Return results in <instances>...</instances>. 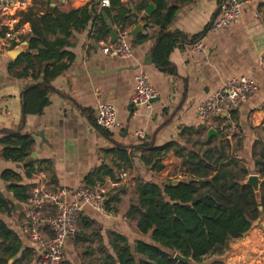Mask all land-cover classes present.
<instances>
[{
  "label": "crops",
  "instance_id": "0c3cea01",
  "mask_svg": "<svg viewBox=\"0 0 264 264\" xmlns=\"http://www.w3.org/2000/svg\"><path fill=\"white\" fill-rule=\"evenodd\" d=\"M113 1L119 5L112 6ZM113 1L109 8L103 9L82 0H36L23 15V21L30 28L27 19L37 20L45 14L55 17L83 11L88 21L78 27L70 23L68 45L63 49L66 55L55 66L42 63L36 53L29 50L32 31L20 44L1 55L0 131L28 134L34 146L27 161L13 163L2 159L0 145V221L19 238V254L27 252L29 264H42L41 253L26 231L30 209L35 210L41 221L54 214L53 208L44 202L31 205L29 200L34 188L43 186L48 191L65 188L67 199L71 201L72 192L85 186V178L93 170L102 165L115 170L113 158L106 154L114 147L112 142L124 147L136 145L139 140L135 134L140 130L146 133V138L152 137L167 118L163 114L165 109L168 114L176 108L178 111L171 123L155 136V146L175 142L190 147L197 137L187 133L181 136L182 131L205 126L197 120L195 107L230 79L249 77L255 91L235 112L234 122L241 128V135L228 142L226 153L249 170L250 175H256L252 170V152H259L261 144L264 145V0L244 4L239 21L222 32H213L211 27L218 19L220 5L226 0ZM149 6L152 12L144 20L147 26L136 38L132 37L130 32L144 18ZM122 9L137 20L136 24L125 28L129 30L127 42L132 48V57L108 59L101 55L98 43L112 42L108 26L118 34L121 27L111 17ZM80 18L78 16V20ZM101 23L106 25L108 36L96 42L93 32ZM36 28L43 29V25L38 24ZM2 31L0 17V34ZM160 34L174 35L178 39L167 57L174 74L163 71L154 61L153 49ZM59 36L57 31L54 37L47 35V38L54 41ZM195 44H201L205 51L193 52L191 47ZM57 69L60 73L53 75ZM139 72L147 74L157 93L150 108L129 105L134 77ZM37 86L47 90L42 99L37 92L29 90ZM99 103L111 104L117 110L119 126L108 132V137L94 123ZM205 127L207 131L211 129ZM207 131L205 139H208ZM180 163L171 152L162 162L163 169L154 173L143 166L136 154L132 172L115 171V181L106 178L104 182L109 190L106 214L89 208L83 210L80 219L92 225L83 230L84 242L66 241L63 264H96L100 247L111 252V233L123 236L129 243L149 242L137 231L136 223L126 218L127 209L136 199L134 180H157L162 184L184 180ZM5 172L16 176L3 179ZM120 173H126L127 179L123 181ZM38 228L44 238L51 237L45 222ZM219 258L224 264H264V216L245 236L232 240L223 256H211L209 260Z\"/></svg>",
  "mask_w": 264,
  "mask_h": 264
},
{
  "label": "trees",
  "instance_id": "16d2710c",
  "mask_svg": "<svg viewBox=\"0 0 264 264\" xmlns=\"http://www.w3.org/2000/svg\"><path fill=\"white\" fill-rule=\"evenodd\" d=\"M114 5L119 3L113 1L112 6ZM128 13L129 11L122 9L111 19L121 29H125L137 23L135 16V20H132ZM107 15L110 17L109 10ZM78 16H81L79 20ZM170 16L171 14L168 18ZM27 21L32 28L28 41L29 50L34 51L36 58L42 63L55 66L66 55L63 49L68 45L70 23H73L74 27L85 25L88 15L83 11H73L55 17L45 14L40 19ZM38 24H42L43 29L38 30L36 28ZM57 31L60 36L54 41L47 38V35L54 37ZM93 33L96 42L106 40L108 36L104 23H101ZM177 40L174 35L160 34L153 49L155 63L169 74H174V69L168 63L167 57ZM59 73L60 70L57 69L53 75ZM29 90L37 92L39 99L44 98L47 93L41 86ZM177 111L178 108L168 114V110H163L167 117L165 122L152 137L139 141L136 145L124 147L112 142L114 147L106 154L113 158L115 170L102 165L86 176L85 186L103 183L106 178L115 181V171L132 172L136 154H139V160L145 168L158 173L163 169V160L172 152L181 160L180 173L184 177V180L175 185L172 181L162 184L157 180L135 179L136 199L127 209L126 218L136 223L137 231L149 242L139 240L129 243L123 236L111 233L109 234L111 252L100 247L98 250L100 256L96 264H224L220 258L207 259L211 256H223L232 240L245 236L264 216V145L261 144L259 152L253 150L251 156L252 170L262 180L259 188L260 197L257 200L252 187L244 183L250 175L249 170L228 157L226 153L228 142L222 137L218 140L214 137L205 139L207 131L205 126L182 131L181 136L187 133L197 137L190 147L180 146L175 142L162 147L155 146V136L171 123ZM235 116L234 113L233 120ZM101 131L108 137L109 131ZM0 135L3 160L13 163L28 160L34 146V141L28 134L1 130ZM213 142L216 144L213 145ZM255 145L256 143L253 149ZM15 176L11 172L2 174L3 179ZM259 207L262 211H259ZM78 220V234L75 240L82 243L85 237L83 230L92 224H88L80 217ZM20 248L19 238L0 221V264H8L17 256L18 260L13 264H29L27 252L19 254ZM176 254L190 258L192 263L178 262L174 259Z\"/></svg>",
  "mask_w": 264,
  "mask_h": 264
},
{
  "label": "built area",
  "instance_id": "2783aa9c",
  "mask_svg": "<svg viewBox=\"0 0 264 264\" xmlns=\"http://www.w3.org/2000/svg\"><path fill=\"white\" fill-rule=\"evenodd\" d=\"M36 0H0V17L3 19V31L0 34V65L1 55L20 44L24 37L31 34L30 26L23 21V15ZM85 4L96 3L100 8L110 7L112 0H82ZM253 0H226L220 5L217 21L211 31L222 32L236 24L241 16V7ZM134 19V16L132 17ZM137 21V20H136ZM264 30V22H262ZM129 30L120 29L115 42L100 41L101 55L108 59H129L132 57V48L127 42ZM193 52H204L201 44L191 47ZM255 91V84L249 77L230 79L208 95L195 107V115L199 122L214 129L225 141L231 142L241 135V128L233 120V114L244 104ZM157 93L152 88L146 73L139 72L134 77V90L129 99L130 106L145 105L150 108L156 100ZM264 111V105L262 107ZM95 126L103 131H113L119 126L118 114L115 106L99 103L96 108ZM139 141L146 139L142 130L136 132ZM120 178L127 179L126 173H120ZM109 190L107 184L96 183L84 186L72 192L73 199L68 201V192L65 188L48 191L43 186L33 189L29 202L31 205L44 202L54 210L52 217L45 221L38 218L34 209H30L27 217V233L36 243L42 257V264H63L64 246L66 241H74L78 234V219L85 208L98 214H106V203ZM45 222L50 230L51 237L44 238L39 232L38 225Z\"/></svg>",
  "mask_w": 264,
  "mask_h": 264
},
{
  "label": "water",
  "instance_id": "95a60500",
  "mask_svg": "<svg viewBox=\"0 0 264 264\" xmlns=\"http://www.w3.org/2000/svg\"><path fill=\"white\" fill-rule=\"evenodd\" d=\"M152 12V6H149L147 8V10L145 11L144 13V18H142V20H140V22H138L134 28L132 29V31L130 32V35L134 38H136L144 29L145 27L147 26V22L144 21L145 18L147 16H150ZM136 17H138L140 19V17L137 15ZM108 29L110 31V37H111V41L112 42H115L117 40V34L111 30V27L108 26ZM128 112L131 116L132 112H131V108L128 109ZM207 137L210 138V137H218V134L216 133V131L214 129H209L207 131ZM181 179H177V180H174L172 181V184L175 185L176 183H178ZM246 185H249L252 187V189L254 190L255 192V195H256V199L259 200V188H260V185L262 184V180L259 179V177L257 175H250L248 176L247 180L244 182ZM259 211H262V208L259 207ZM174 259L177 260L178 262H181V263H192L191 259L190 258H184V257H181L179 254H176L174 256Z\"/></svg>",
  "mask_w": 264,
  "mask_h": 264
},
{
  "label": "rangeland",
  "instance_id": "374dc122",
  "mask_svg": "<svg viewBox=\"0 0 264 264\" xmlns=\"http://www.w3.org/2000/svg\"><path fill=\"white\" fill-rule=\"evenodd\" d=\"M210 258H208L207 260H209Z\"/></svg>",
  "mask_w": 264,
  "mask_h": 264
}]
</instances>
